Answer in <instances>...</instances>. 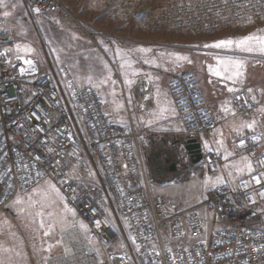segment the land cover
<instances>
[{
    "label": "built area",
    "instance_id": "1",
    "mask_svg": "<svg viewBox=\"0 0 264 264\" xmlns=\"http://www.w3.org/2000/svg\"><path fill=\"white\" fill-rule=\"evenodd\" d=\"M25 1L35 14L58 10L70 22L76 20L62 0ZM12 39L0 15V211L20 194L52 181L90 233L108 246L119 239L106 215L105 196L110 193L143 264H264V152L254 154L253 170L234 186L207 190L197 204L181 206L154 190L141 142L138 115L153 107L147 76L135 79V103L127 102L128 124L117 127L99 91L79 82L70 68L62 70L67 92L56 75L31 77L12 59ZM168 90L183 124V134L175 140L186 170L194 164L185 149L187 140L201 141L219 120L193 72L173 77ZM233 101L239 115L254 112L246 91L235 94ZM262 138V132L243 136L236 151L249 153ZM203 152L201 162L216 170L221 160ZM80 170L91 173L93 180L73 175ZM104 264L133 261L120 252Z\"/></svg>",
    "mask_w": 264,
    "mask_h": 264
},
{
    "label": "rangeland",
    "instance_id": "2",
    "mask_svg": "<svg viewBox=\"0 0 264 264\" xmlns=\"http://www.w3.org/2000/svg\"><path fill=\"white\" fill-rule=\"evenodd\" d=\"M62 1L76 18L74 22L63 17L58 10L35 14L25 0H0V15L6 18L7 27L13 35L9 48L12 59L19 60L31 72V77L41 72L57 74L65 90L62 72L65 67L75 71L83 82L98 77L107 79L108 102L114 103L115 107L119 105V113L122 117L125 115L124 119L128 114L127 102L135 103V79L147 76L139 75L145 74L139 73L141 66L151 68L152 72L162 76L165 59L180 53L183 55L175 58L191 54L184 59L190 63L196 58V62L199 59L212 61L217 54L235 56L238 60L248 59V79L255 83L264 82V52L259 50L258 45H254L251 52L235 44L215 47L222 40L237 41L249 34L264 36V0ZM83 27L90 31L89 34ZM105 29H108V33ZM125 42L134 43L132 46L137 51L131 52L129 46L123 47ZM162 43L174 47L162 51L158 47L154 49ZM108 45L112 52L102 50ZM178 46L184 49L176 48ZM186 71L196 76L212 112L200 84L201 72L195 66ZM121 75L123 80L120 79ZM154 87L151 84L153 107L144 110V113L155 109L153 94L157 87ZM168 94L173 100L169 90ZM68 101L71 106L70 99ZM260 105L264 106V102ZM174 106L177 112L175 103ZM141 115H138L143 129L141 142L148 156L156 149L155 146H147L146 140L150 134ZM126 120L127 125L129 118ZM248 134L235 139L234 152L251 156L253 160V153L258 143L262 144L264 133L255 150L249 153L236 151V141ZM205 162L193 164L175 179L153 180L154 190L184 205L197 204L207 191L202 189L204 183L205 186L209 183L204 177H213L224 166L220 161L217 169L211 170ZM73 175L85 181L92 179L89 176L91 173L81 170L73 172ZM235 179L232 176L221 187L234 186ZM105 207L107 217L119 231L118 241L109 246L90 233L87 222L66 203L63 193L52 181H45L20 194L8 208L0 211V264H104L120 252L126 253L133 264H143L123 221L118 217V205L110 193L105 196Z\"/></svg>",
    "mask_w": 264,
    "mask_h": 264
},
{
    "label": "crops",
    "instance_id": "3",
    "mask_svg": "<svg viewBox=\"0 0 264 264\" xmlns=\"http://www.w3.org/2000/svg\"><path fill=\"white\" fill-rule=\"evenodd\" d=\"M84 30L87 34H89L90 31L88 29L84 28ZM105 30H107L108 33V29ZM128 36H130V32L128 33ZM118 38L120 37L118 36ZM133 44L125 42L123 47L129 46L131 52H136L137 48H135V46L133 47ZM109 47L110 45H108V48H104L102 50L104 52H112V48ZM157 47L160 48V51H162L163 49L169 50L174 46L171 47L162 43L160 44V46H156L154 49H157ZM176 48L180 50L184 49L179 46ZM181 55H183V53H180V55H173L171 56V58L165 59L164 64H162V76H158L156 72H152L151 68L147 69L145 66H141L142 69L139 71V73H145L139 75L149 76L152 86L154 84V86L157 87L156 93L153 94V101L155 106L154 111L149 113H144L142 111L140 113V115L142 114L141 116L144 120L145 126L149 130L148 134H150L148 136V139L146 140L147 146L152 147L153 145H155V142L156 144L164 143V140L173 141L183 134L181 120L176 112L173 100L168 94L167 82L173 76L179 75L186 71L188 68H193V66H195L196 70L201 72L200 84L212 109V113L214 117L219 120V124L213 131H211L210 133H203L201 135L203 150L217 156L224 165L222 169H220V171H218V173H216L213 177L209 179L207 177H204V179H206L207 182L209 181V183L207 186H205L204 183L202 189L209 190L221 187V185H223L222 183L225 180L230 181L232 179V176L236 178L235 181L237 182L240 177L251 172L247 169L246 165L250 163L252 170V159L251 156L249 157L247 155L236 154L234 152V142L238 136L255 132L259 129H261V132L264 133V106L260 105L264 102V82L257 81L255 83V81H250L248 79V59L242 60L244 61L243 75L241 77L235 78L234 80H229L227 79V77L229 75H232V73L234 72L235 69L233 61L238 60L237 57L231 55L229 56L226 54H217L214 56L212 61L206 59L202 60L198 58L199 60H197L196 62L197 58H194L195 60H193V63H190V61L188 62L184 59L181 60L180 58H175ZM189 55L187 57H189ZM217 72L221 74L216 75ZM72 73L79 82L85 85H90L99 91L104 101L105 109L110 115L114 125H116L117 127H123L124 125H126L124 121L128 119V114L126 119H124L125 115H123L124 117H122L119 113V105L115 107L113 102V104H111V102L109 104L108 102V88L106 84L108 82L107 79H101L98 77V79H88L86 82H83L75 71L72 70ZM118 74L120 76L119 72ZM122 77L123 76L121 75V80H123ZM229 89L233 90L229 91ZM242 89H245L249 97L256 104V111L249 116L239 115L236 111V104L233 101V96L235 95V93H237L239 90L241 91ZM249 89H251V91H249ZM106 102L108 103L106 104ZM225 109H227V111H225ZM248 124H253V127H248ZM262 151H264V140L262 141V144L261 142L258 143V148L256 152L253 153V155L261 153ZM245 157L247 158V160L243 159ZM241 168H243L244 170L238 171V169ZM204 175L205 172L203 173V175H201L202 178ZM161 178L169 179V177L165 175H162ZM179 204L181 206H188L181 204L180 202Z\"/></svg>",
    "mask_w": 264,
    "mask_h": 264
},
{
    "label": "water",
    "instance_id": "4",
    "mask_svg": "<svg viewBox=\"0 0 264 264\" xmlns=\"http://www.w3.org/2000/svg\"><path fill=\"white\" fill-rule=\"evenodd\" d=\"M165 147L151 151L147 158L154 171H160L162 175L170 178H177L183 173V168L179 164L177 140H164ZM154 147V145L152 146ZM151 148V147H150ZM155 148V147H154ZM185 149L190 155L192 163L197 164L203 160V145L198 138L187 140Z\"/></svg>",
    "mask_w": 264,
    "mask_h": 264
},
{
    "label": "snow or ice",
    "instance_id": "5",
    "mask_svg": "<svg viewBox=\"0 0 264 264\" xmlns=\"http://www.w3.org/2000/svg\"><path fill=\"white\" fill-rule=\"evenodd\" d=\"M36 11H39V9H36ZM5 15H8V13H5ZM233 44H235L238 48H242L246 51H253V46L254 45H258L259 46V50L264 52V36H255L252 34H249L247 36L242 37L241 39L234 41L232 39H228V40H222L219 41L215 47L219 48L221 46L224 47H229L232 46ZM29 51H32V49H28ZM141 51H150V49H141ZM180 59H187V57H181ZM28 63H32V61H28ZM233 65H234V72L232 73V75H229L227 77V79L229 80H234L237 77H241L243 75V68H244V61L242 60H236L233 61ZM221 73L217 72L216 75H220ZM131 82V81H129ZM233 89H229V91H232ZM249 91H251V89H249ZM225 111H227V109H225ZM248 127H253V124H248ZM243 141H241V145H243ZM245 160H247V158H243ZM247 169L249 171H251V164L248 163L246 165ZM244 169H238V171H243ZM257 179V183L260 182L259 178ZM97 227H99V224H97Z\"/></svg>",
    "mask_w": 264,
    "mask_h": 264
},
{
    "label": "flooded vegetation",
    "instance_id": "6",
    "mask_svg": "<svg viewBox=\"0 0 264 264\" xmlns=\"http://www.w3.org/2000/svg\"><path fill=\"white\" fill-rule=\"evenodd\" d=\"M154 146H155V149H158V148H164L166 145H165V143H158V144H156V142H155V145ZM150 168H151V174H152L153 180L161 179V177H162L161 172L160 171L155 172L154 171L155 168L153 167V164L150 165Z\"/></svg>",
    "mask_w": 264,
    "mask_h": 264
},
{
    "label": "bare ground",
    "instance_id": "7",
    "mask_svg": "<svg viewBox=\"0 0 264 264\" xmlns=\"http://www.w3.org/2000/svg\"><path fill=\"white\" fill-rule=\"evenodd\" d=\"M65 89V88H64ZM66 91V90H65ZM131 104V103H130ZM128 118H129V115H128ZM163 194V193H162Z\"/></svg>",
    "mask_w": 264,
    "mask_h": 264
},
{
    "label": "trees",
    "instance_id": "8",
    "mask_svg": "<svg viewBox=\"0 0 264 264\" xmlns=\"http://www.w3.org/2000/svg\"><path fill=\"white\" fill-rule=\"evenodd\" d=\"M70 97V96H69Z\"/></svg>",
    "mask_w": 264,
    "mask_h": 264
}]
</instances>
